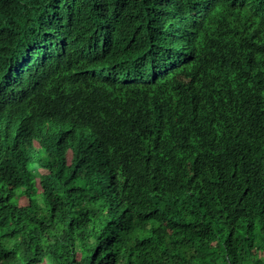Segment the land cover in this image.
<instances>
[{"label":"trees","instance_id":"obj_1","mask_svg":"<svg viewBox=\"0 0 264 264\" xmlns=\"http://www.w3.org/2000/svg\"><path fill=\"white\" fill-rule=\"evenodd\" d=\"M245 259L264 0H0V264Z\"/></svg>","mask_w":264,"mask_h":264},{"label":"rangeland","instance_id":"obj_2","mask_svg":"<svg viewBox=\"0 0 264 264\" xmlns=\"http://www.w3.org/2000/svg\"><path fill=\"white\" fill-rule=\"evenodd\" d=\"M19 204L23 205L26 204V200L24 198H19L18 199ZM239 264H252V262L248 259L242 260Z\"/></svg>","mask_w":264,"mask_h":264}]
</instances>
